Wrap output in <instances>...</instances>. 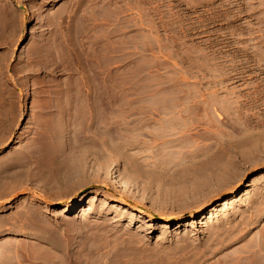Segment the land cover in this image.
<instances>
[{"label": "rangeland", "instance_id": "obj_1", "mask_svg": "<svg viewBox=\"0 0 264 264\" xmlns=\"http://www.w3.org/2000/svg\"><path fill=\"white\" fill-rule=\"evenodd\" d=\"M0 264H264V0H0Z\"/></svg>", "mask_w": 264, "mask_h": 264}, {"label": "bare ground", "instance_id": "obj_2", "mask_svg": "<svg viewBox=\"0 0 264 264\" xmlns=\"http://www.w3.org/2000/svg\"><path fill=\"white\" fill-rule=\"evenodd\" d=\"M22 8L21 9H25V7L24 6H21ZM75 38V37H74ZM73 44V43H72ZM75 45V44H74ZM62 45H60V47H61ZM64 46H67V45H65L64 44ZM69 46V45H68ZM67 46V47H68ZM101 46V45H100ZM56 47V46H55ZM54 47V48H55ZM58 47V46H57ZM59 47V48H60ZM74 47V46H73ZM69 48V47H68ZM75 48V47H74ZM74 48H73V50H74ZM46 50H48V49H46ZM51 50V49H50ZM43 51V50H41L40 51V53H39V57H40V62H39V64L40 65H42V66H44V67H46V68H53L54 67V70H56L57 69V67H58V61L61 59V56L58 54V53H60V52H55V53H57V55H55L54 54V52L52 53L51 51ZM53 50V49H52ZM55 50V49H54ZM58 50V49H57ZM65 50V49H64ZM84 50V49H83ZM100 50V49H99ZM66 51H67V49H66ZM88 51V50H87ZM102 51V50H101ZM64 52V51H63ZM62 52V53H63ZM69 52V51H68ZM67 52V54L69 55H71L72 54V52H69L68 53ZM61 53V54H62ZM82 53V52H81ZM86 53V52H85ZM89 54V53H88ZM87 54V55H88ZM60 56V57H56V56ZM73 55V54H72ZM71 55V56H72ZM101 55V54H100ZM75 56H76V54H75ZM69 57V56H68ZM72 57H74V56H72ZM78 57V56H77ZM81 57V56H80ZM80 57H78V62H80V59H81V61H82V58H83V62H80V63H86V60L87 59H85L84 57H85V55H82V57L80 58ZM93 57V56H92ZM58 58H60L59 60H58ZM63 58V57H62ZM66 58V57H65ZM86 58H89V56H87ZM103 58V57H102ZM69 59H71L72 61H73V58H70L69 57ZM76 59V58H75ZM84 59H85V62H84ZM71 60H69V61H71ZM103 60V59H102ZM99 62V61H98ZM71 63V62H70ZM75 63H76V60H75ZM74 63V64H75ZM88 63H90L89 62V60H88ZM91 63H93V62H91ZM73 64V62H72V65H74ZM76 65V64H75ZM83 67H84V86L85 87H87V89H90V88H93V84H94V81L96 80V74H95V76L93 75V73L91 74V71H93L94 69L92 68V65L91 64H87L86 63V65H83ZM94 67V66H93ZM99 74H98V80H100V84H99V86H97L98 88L100 87V91H101V95L100 96H104V93L106 94V92H105V78H104V73H105V71H104V68H103V66H99V72H98ZM96 82V81H95ZM99 83V82H98ZM95 85H97V84H95ZM96 88V87H95ZM98 88H96V90L98 89ZM98 90V91H99ZM99 91V92H100ZM83 92V91H82ZM96 94V93H95ZM85 95V94H84ZM97 95H99V94H97ZM90 96V95H89ZM71 98V97H70ZM101 99V98H100ZM89 102V101H88ZM88 102H86V103H88ZM86 109V108H85ZM84 111V110H83ZM89 112V111H88ZM104 112V111H103ZM90 114V113H89ZM86 115V114H85ZM101 143V142H100ZM87 162V161H86ZM72 166H70V168H71ZM87 167V166H86ZM71 170V169H70ZM72 171H73V169H72ZM71 171V173H69V176L72 178V179H75V178H77L78 176H79V174L80 175H82V173H73ZM77 172V171H76ZM112 174H113V172H112ZM109 175H110V178H111V180H112V177L115 179V184H117L118 185V187L122 190V192L124 193H128V195H133V193H131V190L127 187V186H125V184L123 185V182L121 183V181H119L118 180V177L115 175V174H113V176H111V174L109 173ZM107 176H108V173H107ZM69 178V177H68ZM30 179H32V178H30ZM71 180V179H70ZM240 192H241V187H238L237 188V190L236 191H233V192H230L229 194H228V196L223 200V201H221V202H219V203H217V204H215V205H213V206H211L210 208H208L205 212H203V213H201V215H202V217H203V219H210V218H212V217H214V215L221 209V208H223V207H226V206H228V205H230L237 197H238V195L240 194ZM70 204H68V205H66L65 206V212L66 213H71L72 211H74V210H76V209H78V207L80 206V203L78 202V201H73L72 203H71V205L69 206ZM59 206V205H58ZM136 213L137 214H144L145 212L143 211V209L142 208H137V210H136ZM199 212H194V213H192V214H190V215H188V216H186L187 217V219L186 220H184V222H188V221H195L198 217H199ZM166 220H168V217H165V216H161L160 218H158L157 219V221H166ZM199 223H201V224H203V220H200V222Z\"/></svg>", "mask_w": 264, "mask_h": 264}, {"label": "water", "instance_id": "obj_3", "mask_svg": "<svg viewBox=\"0 0 264 264\" xmlns=\"http://www.w3.org/2000/svg\"><path fill=\"white\" fill-rule=\"evenodd\" d=\"M22 8V7H21Z\"/></svg>", "mask_w": 264, "mask_h": 264}]
</instances>
